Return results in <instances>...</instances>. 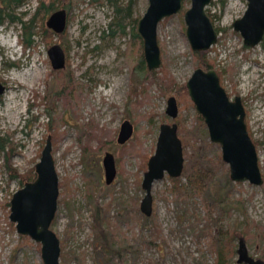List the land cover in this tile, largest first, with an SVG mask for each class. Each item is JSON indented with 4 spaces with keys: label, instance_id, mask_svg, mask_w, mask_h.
<instances>
[{
    "label": "rangeland",
    "instance_id": "374dc122",
    "mask_svg": "<svg viewBox=\"0 0 264 264\" xmlns=\"http://www.w3.org/2000/svg\"><path fill=\"white\" fill-rule=\"evenodd\" d=\"M40 1L54 6L43 18L44 27L57 8L66 10V26L45 31L38 21L28 40L21 20L12 17L29 20ZM246 3L211 0L207 9L218 37L202 51L228 95L241 97L261 184L229 177L219 143L210 140L186 86L179 90L202 66L185 34L189 0L157 26L161 62L153 73L140 61L141 39L132 37L148 0H132L121 22L114 21L119 15L111 0H24L14 14L2 15L0 135L7 146L0 149V264H43L40 243L18 233L9 212L12 193L35 177L48 134L59 184L51 227L60 240L61 264H213L224 248L232 264L240 238L247 252L264 262V35L246 45L233 28ZM53 43L64 50L62 67L51 64L47 50ZM172 94L178 103L175 117L165 112ZM124 119L133 129L119 141ZM163 121L177 122L184 162L187 154L198 157L209 183L201 192L181 174L185 192L180 195L170 189L165 172L153 181L152 209L145 214L141 181ZM108 153L115 164L109 182L103 165ZM212 231L219 232L221 246Z\"/></svg>",
    "mask_w": 264,
    "mask_h": 264
},
{
    "label": "water",
    "instance_id": "95a60500",
    "mask_svg": "<svg viewBox=\"0 0 264 264\" xmlns=\"http://www.w3.org/2000/svg\"><path fill=\"white\" fill-rule=\"evenodd\" d=\"M184 0H148L143 14L136 21V31L142 40L143 58L148 69L159 66L160 47L157 38L159 22L183 6ZM211 0H189L183 11L185 34L194 51H202L216 42L218 31L207 13ZM67 12L64 8L53 10L46 19L47 27L55 32L65 29ZM232 26L238 30L246 45L258 43L264 34V0H247L243 14L233 20ZM53 67L65 63L63 48L53 43L47 50ZM187 93L196 110L202 116L211 141L217 142L221 158L228 164L232 180L247 179L261 184L263 176L259 167L255 143L247 129L245 109L240 95L231 98L221 84L218 72L213 67L196 66L185 82ZM0 82V93L3 91ZM165 112L171 117L178 113L175 95L167 98ZM176 121L160 123L155 149L147 159L141 186L145 190L140 201V209L150 214L152 209V184L166 172L177 177L182 174L184 154L178 135ZM133 129L128 119L121 122L117 139L124 141ZM105 180L109 182L115 173V164L110 153L103 158ZM35 177L17 188L10 198L9 219L15 223L18 233L27 234L40 243L43 264L60 263V240L51 227L57 209L59 191L58 173L52 153L51 135L46 137L39 159L34 165ZM238 263L264 264L247 252L243 238L237 247Z\"/></svg>",
    "mask_w": 264,
    "mask_h": 264
},
{
    "label": "trees",
    "instance_id": "16d2710c",
    "mask_svg": "<svg viewBox=\"0 0 264 264\" xmlns=\"http://www.w3.org/2000/svg\"><path fill=\"white\" fill-rule=\"evenodd\" d=\"M23 1L24 0H0V21L3 20L2 15L11 16V14H14L15 6L17 4L23 3ZM111 1L113 3L114 11L117 13V15H119L118 18L115 17L114 21L121 22L126 15L128 16L130 14V6H131L130 4L132 0H129L127 4H121L118 0H111ZM53 7L54 6L52 3L46 5L43 1H40L35 9V12L31 14L29 20H23L21 16L12 17V19L17 18L21 20L23 27L25 29L26 37L28 38V40H30L31 35L37 31V25L39 24L38 21L42 24L43 18L46 12L52 9ZM42 28L45 31H50L49 30L50 28L44 27L43 24H42ZM134 34L138 36L136 32H134ZM22 41H23V44L27 43L26 39ZM194 52L199 55L200 63L202 66L204 67L211 66L210 61H207L206 59H204L205 58L204 51H194ZM140 59H141L140 61H143L142 54L140 55ZM139 65H141V63ZM150 72L153 73L154 72L153 69L150 70ZM168 79L170 81L173 80L170 76L168 77ZM67 86L70 87L68 82H67ZM72 86H73V82H72ZM180 89L181 91L185 90V85L183 84L179 85V90ZM4 144L6 143L3 140V137L0 135V149H3L5 148V146H7ZM187 155H188V159L186 160V162H184L182 174L186 176V179L188 183H190V185H192L193 187L195 186L196 188L199 189V191L202 192L206 188V185L209 183L208 176L206 175V167L204 166L203 162L198 159V157L194 158V157H191L190 154H187ZM170 179H171V185H172L170 189L174 191V193H178L182 195L185 192V186L181 182L180 177L170 176ZM202 198L207 200V195L204 194ZM218 233H216V231H212L209 234L213 240L217 236V240H219V243L221 246L222 240L220 239L221 238L220 234L217 235ZM103 235L105 236V234ZM223 247H220V248L223 249ZM224 250L225 248L223 250H220L217 253V257H216L217 261H215L213 264H228L227 257L225 256L226 252ZM232 264H240V263H238L237 261H234Z\"/></svg>",
    "mask_w": 264,
    "mask_h": 264
},
{
    "label": "flooded vegetation",
    "instance_id": "af4514ba",
    "mask_svg": "<svg viewBox=\"0 0 264 264\" xmlns=\"http://www.w3.org/2000/svg\"><path fill=\"white\" fill-rule=\"evenodd\" d=\"M246 6H247V3H246ZM245 9H246V8H245ZM207 13L209 14L210 18H211V19H212V21H213V16H212V14H211L209 11H207ZM235 19H236V18H235ZM232 22H233V21H232ZM213 24H214V23H213ZM214 26H215V25H214ZM215 28H216V27H215ZM216 30L218 31V29H217V28H216ZM237 31H238V30H237ZM134 32H136V33H137V31H134ZM134 32L132 33V37H133V38H136V37H138V38H140V39H141V37L139 36V34L137 33V34H138V36H137V35H135V34H134ZM239 33H240V32H239ZM263 35H264V34H263ZM141 41H142V40H141ZM244 44H245V43H244ZM140 60H141V59H140ZM142 60H143V61H141V63L145 62V61H144V58H143V53H142ZM139 64H140V63H139Z\"/></svg>",
    "mask_w": 264,
    "mask_h": 264
},
{
    "label": "bare ground",
    "instance_id": "6f19581e",
    "mask_svg": "<svg viewBox=\"0 0 264 264\" xmlns=\"http://www.w3.org/2000/svg\"><path fill=\"white\" fill-rule=\"evenodd\" d=\"M68 101H69V99H68ZM66 102H67V101H66ZM95 134H96V133H95ZM97 135H98V134H97ZM101 135H102V134H101ZM92 136H93V135H92ZM98 137H99V136H98ZM88 139H89V138H88ZM88 139H87V140H88Z\"/></svg>",
    "mask_w": 264,
    "mask_h": 264
}]
</instances>
